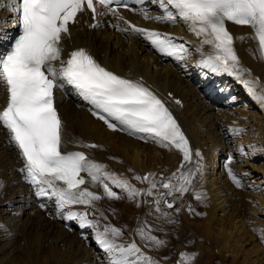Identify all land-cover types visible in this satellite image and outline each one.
I'll return each mask as SVG.
<instances>
[{"label": "snow or ice", "instance_id": "obj_1", "mask_svg": "<svg viewBox=\"0 0 264 264\" xmlns=\"http://www.w3.org/2000/svg\"><path fill=\"white\" fill-rule=\"evenodd\" d=\"M146 2L149 0H136L142 6ZM150 2L157 5L162 14L150 15L145 7L139 10L130 8L127 0H7L4 6L13 14L11 22L18 28V33L9 36L7 32L0 31V45L10 41L6 48L0 49V86L7 92L6 106L0 110V126L9 133V143L19 150L24 162L20 171L38 197L54 199L65 220L76 221L81 228L94 230L97 243L110 256V264L160 262L147 255L135 241L127 245L117 243L116 238L122 235L120 228L105 224L100 230V221L89 218L87 209H94L102 196L85 187L89 182L86 176L92 184L102 185L110 199H120L121 196L109 181L111 185L126 190L129 199L154 196L156 212L167 217L169 214L162 211L161 204L173 209L174 202L169 203L166 197L187 193L192 188L195 175H203L204 165L197 161L194 171L187 167L194 155L187 136L165 102L142 82L108 70L83 48L73 50L67 59L63 58V38L71 35L70 25L77 23L78 14L90 10L95 21L90 25L93 28L100 26L98 17L110 15L118 21L114 25L118 31L139 34L157 51L177 60H184L192 52L185 42H178L182 38L138 27L125 20L119 10L138 11L144 19L157 22L176 24L178 20L182 21L190 32L201 38L195 48V52L201 55L199 67L212 73L243 78L245 74L250 76L251 70L243 66L235 43L237 39L243 41L248 37H235L228 28L231 22L252 29L251 39L257 42L259 58L264 60V0ZM121 21L127 26H121ZM205 46H210L208 52H205ZM242 82L264 105V92L257 93L253 86L259 83V78ZM65 84L71 85L91 105L92 114L113 131H124L162 148L178 150L182 154L180 167L170 177L160 180H156L155 173L136 176V180L150 184L148 189L141 190L126 180L116 178L106 170V165L89 159L83 151H62L64 126L55 106L54 92ZM233 131L242 132L244 129ZM81 146L99 147L96 144ZM195 155L201 156L199 151ZM241 155L248 153L241 149ZM231 163L229 158L228 164ZM227 173L237 187L243 186L231 167L227 168ZM158 186L166 192H160ZM202 195L196 193V198L202 199ZM77 205L84 206L85 210H72ZM41 207L45 205L41 204ZM100 215L103 217L102 211ZM137 233L145 247L160 248L166 244V241L152 235L149 226L139 227ZM181 258L190 264L194 256L181 253Z\"/></svg>", "mask_w": 264, "mask_h": 264}, {"label": "bare ground", "instance_id": "obj_2", "mask_svg": "<svg viewBox=\"0 0 264 264\" xmlns=\"http://www.w3.org/2000/svg\"><path fill=\"white\" fill-rule=\"evenodd\" d=\"M6 3L7 0L4 5ZM148 11L153 16L162 14L155 4ZM127 15L123 14L126 18H133L130 14ZM108 17L111 18L110 22L98 19L100 26L93 28L90 25L95 21L85 15L71 28L72 37L65 44L69 48L87 47L95 58L120 76L133 81L145 78L147 83L152 84L156 90L160 91V95L164 98L168 91L174 92L177 97H180L184 102L183 108L175 104L173 99L167 100L192 143L193 160L187 167L194 171L197 161L204 165L203 175L198 173L195 175L192 188L187 193L183 195L175 193L166 197L168 201H174L173 209L167 208L164 203L160 206L162 210L167 209L175 212V214H169L157 222L164 225L162 227H165V233L170 242L169 247L165 246V254L167 255L169 251L173 252L172 255L166 256L170 261L166 260L165 263L180 264V261L185 263L182 261L181 253H191L190 255L194 256L191 264H205L206 258V262L209 264H216L219 260L216 254L219 253L218 257L234 255L232 264H246L245 260L243 262L239 260V256L242 254V243H245L247 238H255L253 229L256 226L253 228V225L257 222L256 215H264V165H257L253 162L254 160L251 161L253 164L250 162L248 164L246 160L243 161L246 165L244 171V167H239L240 159L238 162H236L238 158L232 161L234 173L241 179L244 187L247 185L252 187L250 190L243 189L246 190L243 194L242 191H239L240 189L238 190L228 173H224L221 163L225 165L226 157L231 154V150L237 152V148H241L251 156L252 153L257 155V152L260 151L259 148L262 147H258L256 142L242 140L240 138L242 132L233 131V129L246 130L247 124L245 125V123L250 119L247 116L255 113L257 119L262 120V124L260 123L261 125H258V130H256L259 134L255 132L257 134L255 135L257 138L264 135V105L258 102L249 92L248 86L242 82L259 78V83L253 86L257 93L264 92V60L259 58L257 42L251 39L252 29L232 26L235 37H248L243 41L237 39L235 47L243 66L251 70L250 76L248 74H245L243 78L230 76L228 79L231 82L230 85H233L235 94H239L246 101L245 105L234 108L212 103L205 93L206 76H214L216 73L207 69H203L199 73L202 69L198 66L201 55L195 52V48L199 45L201 38L190 32L182 21L178 20L176 24L157 22L146 20L138 13L134 14L135 25L138 27L182 38L178 42H185L192 52L184 60H177L175 57L162 53L158 55L151 43L139 34L118 31L115 26L112 27V24L115 22L114 25H116L118 21L110 15ZM12 18L13 14L3 6V9L0 10V31L7 32L9 36L14 30ZM119 23L121 26H127L122 21ZM204 50L208 52L210 46H205ZM143 83L145 84V82ZM64 88L67 93H58L57 95L64 126L63 151L78 149L77 141H81L83 144L87 143L85 140L96 142L99 147L87 148L89 159L108 165L114 163L110 157L114 158V154L120 153L123 158L127 159L126 164L133 166L139 175L155 173L156 180L170 177L179 167L181 155L174 148L171 150L162 148L151 141L146 142L147 145H145V142L138 141L136 137L129 136L124 131H113L102 120L95 118L90 110L91 105L84 101L74 88L68 86ZM6 95V90L0 86V110L6 103ZM250 110L253 111L252 114ZM259 122L257 123L259 124ZM260 140L264 144V139ZM196 151H199L200 157L195 155ZM233 154L236 155V153ZM257 158L258 156H254V159ZM23 163L19 150L14 144L9 143V133L0 126V176L2 177L1 183H4L0 187V264L16 262V258L23 253L21 251L23 245L20 242L22 240L27 243L35 242L41 235L46 245L50 244L47 246L48 256L46 258L50 264H55L59 259L68 261L70 264H110V256L97 243L93 229H88V241L85 242L79 232L75 234L72 229L65 227L64 224L67 220L58 212L54 199L38 197L35 194V189L27 186L25 175L20 171ZM211 164L213 165L211 166ZM249 169H252L251 172ZM243 172L247 179L242 182L243 176L240 173ZM86 178L89 182L85 187L102 196V199L95 203L94 209H87L90 215H94L99 213L96 209L102 210V200H105V195L102 194L104 190L102 185H94L90 178L87 176ZM173 182L178 183V181ZM148 185L150 184L148 183ZM113 190L126 194L118 187H114ZM160 192H166V190L161 188ZM194 192L202 193V204L210 202L211 207L201 214L198 226L192 231L187 219L194 211L192 204ZM246 195H249V200L254 203L255 208L252 207L254 205L245 206L249 203L245 205L240 203ZM148 198L152 203L151 206L155 207V197ZM41 204L47 205V210L51 211L55 220L51 222L47 219L45 212L39 209ZM74 208L78 211L84 209V206L77 205ZM153 218L155 217L153 216ZM260 220L262 219L260 218ZM150 222H153V219ZM74 224L78 225L76 221ZM127 233L131 236L134 234L131 231H127ZM29 234H33L32 237H28ZM262 234L264 235V232ZM200 240H203L204 244ZM260 241L262 240L260 239ZM136 243L141 246L139 242ZM208 243L213 244L214 248L209 247ZM253 247L255 253L264 252V245L255 243ZM141 248L150 255L149 250L143 246ZM152 252L156 255L158 253L156 250H152ZM20 253L21 255H19ZM262 256L263 260L260 263L264 264V254ZM221 263L224 262L221 261Z\"/></svg>", "mask_w": 264, "mask_h": 264}, {"label": "rangeland", "instance_id": "obj_3", "mask_svg": "<svg viewBox=\"0 0 264 264\" xmlns=\"http://www.w3.org/2000/svg\"><path fill=\"white\" fill-rule=\"evenodd\" d=\"M250 111H251V114H252L253 111L252 110H250ZM255 116H256L255 113H253V115H250V116L248 115L247 116L250 119L248 118L249 120H247V122L245 123V125L247 124L246 130H244V131H242V133H240V135H241L240 138H242V140L245 139L244 141L256 142L258 147H260V146H262V147L259 148L260 151L257 152L258 154L254 155V156H258L257 159H254V156L251 155V156H248L250 159L248 157H245V158L240 159L241 160L240 161L239 158L237 157L238 159L236 160V162H238V160H239V162H241V163H239V167L240 168L244 167L243 170L246 169V165H244L245 163L243 162V161H246V160H247L248 164H249V162L252 163V164L254 162L257 165H262V164L264 165V156H263L264 144L262 142H260L261 141L260 139H264V138H262V137H264V135H260V136H258V138L256 136L257 134H259L258 132H256V130H258L257 126L262 124V120L261 119H257V116L256 117ZM253 119H254V121H253ZM255 119H257V120H255ZM257 122H259V124ZM251 123H253V124H251ZM255 138L257 139V141H256ZM145 145H147V143H145ZM234 147L236 148V144L234 145ZM233 152H235V151H233ZM115 155H117V156H115ZM243 159H245V160H243ZM110 160H112L114 163L106 165L107 166L106 170L108 172L112 173L116 178H118V177H126L128 180L131 181V184L136 189L146 190V189H148L150 187V185H148L147 182H141V181L135 179L136 176L143 177V176H145L147 174H143L142 173V174L139 175V173L137 172V170L133 166L126 164L127 159L123 158L120 153L119 154H114V158L111 156ZM251 161H253V162H251ZM241 164H243V165L241 166ZM212 165L213 164H211V166ZM251 170L252 169H249V172H251ZM251 174L253 175V173H251ZM126 175H128V176H126ZM240 175L243 176L242 182L244 181V179H247L245 177L246 176L245 172L240 173ZM245 181L247 182L248 180H245ZM109 183H110V186H112L113 188L116 187L115 185H111L110 181H109ZM242 185H243V183H242ZM237 188H238V190L240 189L239 191L240 192L242 191L243 194H245L244 191H246V190H243V189H245V188H248L249 190L252 189L251 185L250 186L247 185L246 187H244V185H243L242 187H237ZM159 189H160L159 191H161V188H159ZM195 193H198V192H194L193 193V199H192L193 202H192V204L194 206V211H193L192 214H190L189 218L187 219V222L189 221L188 222L189 226L191 227V229H193L192 231H194L195 227L198 226V222L201 219V214H203V212H205V210H207L208 208L211 207L210 202H209V204L205 203V202H203V204H202L201 199H197ZM102 194L105 195V193H102ZM118 194L121 196L120 199H110L106 195L105 196L103 195L104 199H105V200H102V204H101V206H102V210L101 211L103 212V217H101L100 211H98L99 213H96L94 215H90L93 218L99 219V221H100V230H103V226L105 224H108L107 222H110L109 224H111V225L113 224L112 226L120 228L122 230V235L120 237L116 238V239H120L121 243L127 245V244H129V243H131L133 241L139 242L146 250H149L152 253V254L150 253V255L149 254H147V255L152 256V257L154 256V259L159 260L160 264H164L166 262V260L170 261V259L168 257H166V256L167 255H172L173 252L169 251L167 253V255L164 252L165 246H167V247L170 246L169 245L170 242L167 239V234L165 233V229H164L165 227H162L164 225H162L161 223H159V224L157 223V222H159V220H161V218H164V217L161 216L160 213L156 212L155 207L151 206L152 203L150 202V199L148 198V197H151V196L138 197L141 200V201L138 202L135 199L134 200L133 199H129L127 197L128 196L127 194H124V193H118ZM249 198H250L249 195H246V197L243 200H241L240 203L244 204V205L246 203H249V205L246 204L245 206H250L251 207V205H254V203L251 200H249ZM252 207L255 208L256 206L254 205ZM162 211L163 212H167V213L169 212L168 214H175V212L167 210V209H164ZM260 215H261V217H260ZM153 216L155 218H153ZM256 217H257V222L255 223V225H253V228H254V226H256V227L253 230L256 231V228L260 227L259 230L261 229L260 230L261 232L257 228V231L256 232L254 231V237L255 238L254 239L247 238L246 242L242 243L243 244L242 248H241L242 249V254L239 256V260L241 262H243L245 260L246 264H253V263L262 264L260 262H262V260H263L262 259V257H263L262 255L264 254V252H262L261 254L255 253L253 245L255 243H259L261 245H264V239H262V235H263L262 233L264 232V215L263 214H258V215H256ZM49 218H47V219L52 222V219H49ZM260 218L263 221L260 220ZM152 219H153V222H150V221H152ZM155 219H157V220L154 222ZM259 221H261V222H259ZM145 226H149L152 229V235H155L159 239L166 241L165 246L160 247V248H156V247H152V246H149L148 248L145 247V242L143 240H141L140 236L137 233V229L139 227H145ZM73 228H72V230H73ZM127 231L133 232L134 233L133 236L129 235L127 233ZM73 233L76 234L75 231H73ZM32 235L33 234H29L28 237H32ZM25 237L28 238L27 236H25ZM37 238L38 239H36L35 242L33 241V242H30V243H27V242H25V240H22L20 242V244L22 243V245H23L22 250H21L23 253H22V255H21V253L19 254L21 256H18V258H16V260H15L17 263L14 262L13 264H50V261H47V259H46L47 256H48V248H47V246L50 245V244L46 245L42 235L37 237ZM42 239H43L44 243L42 242ZM255 239H256V241H253ZM260 239L262 241H260ZM252 241L255 242V243H253ZM201 242H203V240ZM203 244H204V242H203ZM208 245H209V247L214 248V246H212L213 244L208 243ZM152 250L153 251L156 250V252H158L157 255L155 253H153ZM174 253H175V251H174ZM155 256H156V258H155ZM216 256L219 259L216 264H224V263L225 264H232L231 262H232V260L234 258V255L233 256L229 255V256H223V257L220 256V257H218L219 253H217ZM247 256H248V258H247ZM259 258H261V259L259 260ZM246 259H248V260H246ZM21 260H23V262H21ZM206 260H207V258L204 261L205 264H209L208 262H206ZM254 260H255V262H254ZM69 261L71 262V260H69ZM221 261H223L224 263H221ZM257 261H258V263H257ZM67 262L68 261H63V260L59 259V261H57L55 264H70L69 262L68 263ZM180 264H188V262L184 263V262L180 261ZM190 264H191V262H190ZM202 264H204V263H202Z\"/></svg>", "mask_w": 264, "mask_h": 264}]
</instances>
